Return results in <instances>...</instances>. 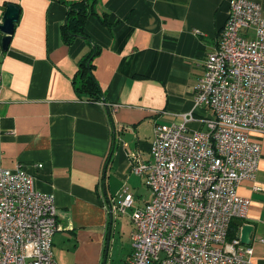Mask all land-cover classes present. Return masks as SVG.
Listing matches in <instances>:
<instances>
[{
	"label": "crops",
	"instance_id": "crops-1",
	"mask_svg": "<svg viewBox=\"0 0 264 264\" xmlns=\"http://www.w3.org/2000/svg\"><path fill=\"white\" fill-rule=\"evenodd\" d=\"M74 1L0 0L1 22L9 3L20 8L7 50L0 38V166L23 165L37 189L55 196L59 264H130L132 209L111 216L106 205L122 190L133 194L132 208L151 200L134 165L151 159L157 124L182 122L192 112L188 128L206 130L202 119L212 112L196 105L195 85L231 0H98L99 15L86 23L91 41L67 44L61 26ZM96 46L94 74L105 99L92 102L77 93L74 79ZM251 137L262 146L259 167L238 193L251 200L243 219L254 227L250 264H264V134Z\"/></svg>",
	"mask_w": 264,
	"mask_h": 264
},
{
	"label": "built area",
	"instance_id": "built-area-1",
	"mask_svg": "<svg viewBox=\"0 0 264 264\" xmlns=\"http://www.w3.org/2000/svg\"><path fill=\"white\" fill-rule=\"evenodd\" d=\"M194 96L212 112L202 119L206 130L188 128L192 112L182 122L157 124L151 159H136L134 171L145 174L151 200L132 208L133 194L122 190L106 205L111 216L132 209L130 264L252 262L253 246L239 234L229 239V230L251 205L238 193L259 167L262 146L251 132L264 134V10L258 0L230 1ZM57 215L55 196L35 187L34 174L21 164L0 166V264H59Z\"/></svg>",
	"mask_w": 264,
	"mask_h": 264
},
{
	"label": "trees",
	"instance_id": "trees-1",
	"mask_svg": "<svg viewBox=\"0 0 264 264\" xmlns=\"http://www.w3.org/2000/svg\"><path fill=\"white\" fill-rule=\"evenodd\" d=\"M98 0H78L69 3L67 17L65 23L61 26V36L65 43L71 44L77 37L85 38L91 41L86 31L87 19L91 15H99L97 11ZM108 15H103V22L108 23ZM17 25V23H16ZM2 34L0 33V38ZM100 53L98 46L83 55L79 61V68L74 79V85L77 93L88 101L97 102L104 101V90L97 80L94 69V59ZM111 116V110H108ZM237 225L232 221L229 230V239L236 235L233 229Z\"/></svg>",
	"mask_w": 264,
	"mask_h": 264
},
{
	"label": "water",
	"instance_id": "water-1",
	"mask_svg": "<svg viewBox=\"0 0 264 264\" xmlns=\"http://www.w3.org/2000/svg\"><path fill=\"white\" fill-rule=\"evenodd\" d=\"M20 17V8L14 3H9L7 5L6 11L3 15L2 22L0 23V32L2 33V46L5 50L9 48L11 37L14 33L16 23ZM239 226H241V241L245 244L251 243V233L253 231V226L250 224H245L241 219H235Z\"/></svg>",
	"mask_w": 264,
	"mask_h": 264
},
{
	"label": "rangeland",
	"instance_id": "rangeland-1",
	"mask_svg": "<svg viewBox=\"0 0 264 264\" xmlns=\"http://www.w3.org/2000/svg\"><path fill=\"white\" fill-rule=\"evenodd\" d=\"M196 86V85H195ZM146 192H147V194H148V189L146 188Z\"/></svg>",
	"mask_w": 264,
	"mask_h": 264
}]
</instances>
